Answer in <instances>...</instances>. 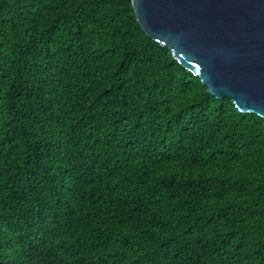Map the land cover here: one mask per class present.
<instances>
[{"label":"trees","instance_id":"1","mask_svg":"<svg viewBox=\"0 0 264 264\" xmlns=\"http://www.w3.org/2000/svg\"><path fill=\"white\" fill-rule=\"evenodd\" d=\"M0 264H264V120L131 0H0Z\"/></svg>","mask_w":264,"mask_h":264},{"label":"water","instance_id":"2","mask_svg":"<svg viewBox=\"0 0 264 264\" xmlns=\"http://www.w3.org/2000/svg\"><path fill=\"white\" fill-rule=\"evenodd\" d=\"M146 36L217 99L264 120V0H131Z\"/></svg>","mask_w":264,"mask_h":264}]
</instances>
